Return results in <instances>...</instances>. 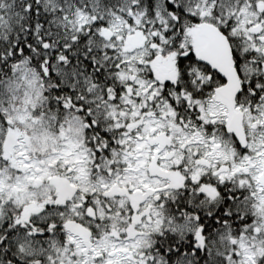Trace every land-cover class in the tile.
<instances>
[{
    "label": "snow or ice",
    "instance_id": "snow-or-ice-1",
    "mask_svg": "<svg viewBox=\"0 0 264 264\" xmlns=\"http://www.w3.org/2000/svg\"><path fill=\"white\" fill-rule=\"evenodd\" d=\"M0 264H264V0H0Z\"/></svg>",
    "mask_w": 264,
    "mask_h": 264
}]
</instances>
